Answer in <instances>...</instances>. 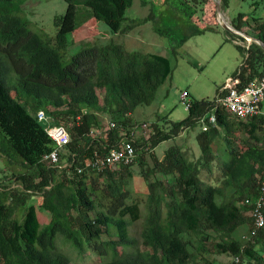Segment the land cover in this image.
<instances>
[{
	"label": "trees",
	"instance_id": "obj_1",
	"mask_svg": "<svg viewBox=\"0 0 264 264\" xmlns=\"http://www.w3.org/2000/svg\"><path fill=\"white\" fill-rule=\"evenodd\" d=\"M26 1L0 0V157L14 166L0 177V264H72L64 246L79 257L92 250L105 264H222L218 256L231 257L230 264H264V228L253 235L246 203L264 186V101L259 115L242 119L217 106L219 88L214 99H192L185 120L168 130L155 124L148 140L136 139L135 111L150 106L171 77L170 58L111 43L85 45L64 62L69 37L84 18L114 33L153 22L177 56L192 37L222 31L216 0H166L163 11L141 0L151 14L127 27L135 0H63L68 8L55 19V39L33 31L22 9ZM229 1H222L224 12ZM246 24L264 43V18L242 13L232 23L240 31ZM227 33L228 41H245ZM237 49L243 63L232 78L242 90L264 77V49L257 43ZM41 111L54 125L69 126L72 141L60 150L66 167L44 161L57 145L38 118ZM103 117L110 118L109 129ZM186 130L197 131L200 156L193 159L174 145L159 159L156 148ZM126 140L136 149L134 162L86 168ZM136 174L147 184L145 202L133 190ZM37 197L39 206L31 204ZM39 211L51 215L50 223L41 224ZM138 221L144 249L131 235ZM243 227L248 237H236Z\"/></svg>",
	"mask_w": 264,
	"mask_h": 264
},
{
	"label": "rangeland",
	"instance_id": "obj_2",
	"mask_svg": "<svg viewBox=\"0 0 264 264\" xmlns=\"http://www.w3.org/2000/svg\"><path fill=\"white\" fill-rule=\"evenodd\" d=\"M153 2L155 9L163 11L167 8L166 0H149ZM259 1L258 6L254 5ZM232 5L228 16L237 18L240 14H251L255 17L264 18V0H231ZM151 5L144 6L141 0H135L134 5L128 10L127 21L124 26L131 24L132 20L145 18L151 14ZM67 3L63 0H27L22 9L26 17L31 21L32 29L44 37L55 39L57 28L55 19L67 12ZM255 10V11H254ZM77 33L69 37V47L64 53V62L67 64L85 45L105 46L111 43L124 46L128 51H138L141 53H156L170 58L173 72L171 77L162 85L157 92L155 101L150 106H140L135 111L136 127L131 128L132 135L136 139L148 140L154 134V125L158 124L164 130H168L173 123L181 122L188 118L189 109L181 101V94L187 90L190 93L189 99H214L218 95V89L224 86L228 79H231L243 63V56L232 42H228L227 31L223 28L222 33H205L192 37L180 50L177 56L171 52L169 40L155 32V24L148 22L138 26L127 33H114L104 22L83 19ZM227 20L231 22L227 18ZM246 20H249L246 18ZM222 28V27H221ZM244 32L254 35V31L245 26ZM238 36V35H237ZM240 38V37H239ZM243 38V37H242ZM245 41L239 40L240 45L249 47L252 43L249 38ZM224 41V42H223ZM224 43V44H223ZM101 96L105 92H100ZM103 99V98H102ZM104 128L111 127L109 117H103ZM69 127L68 125H64ZM174 145L183 147L189 157L197 159L200 148L197 142V131L186 130L180 133L176 140H171L160 144L155 154L159 159H163L165 152ZM14 167V166H13ZM12 166L7 165L6 159L0 157V177L12 172ZM135 169L140 172L139 164ZM136 174L133 182V190L136 198L145 202L147 197L146 181ZM219 171L211 179L212 183H217ZM202 178L209 181L208 175L203 174ZM41 197L34 198L31 204L39 206ZM41 224L46 225L51 221V215L44 211H39ZM142 221L136 222L131 227V235L139 240V246L143 247L140 241ZM249 229L241 228L236 237L247 238ZM62 245V241H60ZM64 246V245H63ZM64 249L72 256V264H105L107 260L101 258L97 253L90 250L85 257H79L73 253L68 246ZM222 264H230L231 257L218 256Z\"/></svg>",
	"mask_w": 264,
	"mask_h": 264
},
{
	"label": "built area",
	"instance_id": "obj_3",
	"mask_svg": "<svg viewBox=\"0 0 264 264\" xmlns=\"http://www.w3.org/2000/svg\"><path fill=\"white\" fill-rule=\"evenodd\" d=\"M237 86V80L228 79V82L220 89V94H223V96L217 97V106L223 107L227 112L242 119L259 115L261 113L259 104L264 101V77L254 80L242 90H239ZM189 97L190 93L188 94L186 91L181 94V101L188 109L191 106ZM38 118L41 122L47 124V132L57 145L56 150L47 155L44 161L54 167H66V165L63 166L61 163L60 150L72 141L69 131L64 126L54 125L53 118L44 111L38 113ZM209 121L215 124V115L210 116ZM202 124L206 125L205 118L202 119ZM205 129L207 128L205 127ZM136 156V149L133 143L126 140L122 142L119 148L110 151L106 156L88 161L86 168L96 170H104L107 167L118 168L121 164H131ZM78 171L82 173L84 169L78 168ZM246 203L251 207V215L255 219L253 235H256L260 229L264 228V186L259 197L247 199Z\"/></svg>",
	"mask_w": 264,
	"mask_h": 264
},
{
	"label": "water",
	"instance_id": "obj_4",
	"mask_svg": "<svg viewBox=\"0 0 264 264\" xmlns=\"http://www.w3.org/2000/svg\"><path fill=\"white\" fill-rule=\"evenodd\" d=\"M222 1L223 0H216L217 3V11H218V18H219V22L222 26V28H224L226 31L231 32L235 35L241 36L243 38H249L251 40V43H257L259 44L263 49H264V43L261 42L260 40H258L255 36L248 34L244 31H240L237 28H235L232 23H230L227 20V17L225 15V12L222 9Z\"/></svg>",
	"mask_w": 264,
	"mask_h": 264
},
{
	"label": "crops",
	"instance_id": "obj_5",
	"mask_svg": "<svg viewBox=\"0 0 264 264\" xmlns=\"http://www.w3.org/2000/svg\"><path fill=\"white\" fill-rule=\"evenodd\" d=\"M230 2V8H231V5H232V2H231V0L229 1ZM230 8L227 10V11H225V15H226V17L229 19V20H231V22L233 23V21L236 19V18H231L230 16H228V13H229V11H230ZM245 26H247V27H249L250 28V26L248 25V24H246V25H244V27ZM222 32L220 31V32H217V34L218 35H220ZM228 34V33H227ZM228 39L230 40V36H229V34H228ZM224 42V41H223ZM228 42H232L234 45H235V47L237 48V45L238 44H240L239 43V41L238 40H235V41H228ZM224 44V43H223ZM221 88V87H220Z\"/></svg>",
	"mask_w": 264,
	"mask_h": 264
}]
</instances>
